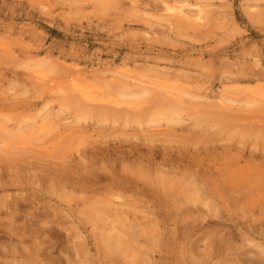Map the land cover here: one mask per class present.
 <instances>
[{"label": "rangeland", "instance_id": "1", "mask_svg": "<svg viewBox=\"0 0 264 264\" xmlns=\"http://www.w3.org/2000/svg\"><path fill=\"white\" fill-rule=\"evenodd\" d=\"M0 264H264V0H0Z\"/></svg>", "mask_w": 264, "mask_h": 264}, {"label": "bare ground", "instance_id": "2", "mask_svg": "<svg viewBox=\"0 0 264 264\" xmlns=\"http://www.w3.org/2000/svg\"><path fill=\"white\" fill-rule=\"evenodd\" d=\"M175 7V6H174ZM177 7V6H176ZM175 7V8H176ZM179 7V6H178ZM169 10L170 11H172V12H174V11H178L179 9L178 8H176V10L175 9H170L169 8ZM180 11V10H179ZM197 14L198 13H196V16H197ZM195 15V14H194ZM195 16V17H196ZM198 17V16H197ZM131 92V91H130ZM151 93H153V91H151V90H147V89H141L140 91H134V92H131V93H129V94H121L122 96H125V97H130L131 98V100H129L130 101V103H128V104H136L137 102V100H144L145 98H147L148 99V95L150 94V98H152L154 95H151ZM173 100H176V99H173ZM134 101V102H133ZM139 103H140V101H139ZM251 103H253L252 101H249V102H246L245 104L246 105H248V104H251ZM246 119V118H245ZM250 120H251V118H250ZM245 135V134H244ZM166 183V182H165ZM164 184V183H163ZM165 185V184H164ZM168 186H171V185H168ZM106 207V206H105ZM105 207H103L102 209H100V208H98V209H96V212L97 213H99L100 212V214L102 213V214H105L106 212H104V211H106L105 210ZM107 208V207H106ZM116 217H117V215H116ZM118 221H120L121 222V224H122V222H123V218H117V219H114V220H110V222H117V223H119ZM122 226H124V227H126L125 226V223L122 225ZM131 226V225H130ZM123 228V227H122ZM129 228H132V227H129ZM122 234H124V231H120L119 233H117L116 235L117 236H115L116 238H114L113 240H114V242H115V244L116 245H120V243H121V241L123 240V238H122ZM108 239H110V237L108 238ZM124 242V241H123Z\"/></svg>", "mask_w": 264, "mask_h": 264}]
</instances>
